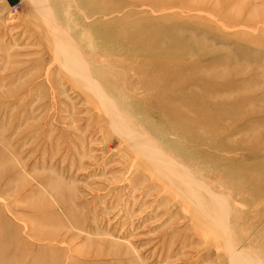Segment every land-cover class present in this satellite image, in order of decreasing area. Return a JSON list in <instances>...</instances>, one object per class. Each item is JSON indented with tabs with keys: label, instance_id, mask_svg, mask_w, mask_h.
Returning a JSON list of instances; mask_svg holds the SVG:
<instances>
[{
	"label": "rangeland",
	"instance_id": "374dc122",
	"mask_svg": "<svg viewBox=\"0 0 264 264\" xmlns=\"http://www.w3.org/2000/svg\"><path fill=\"white\" fill-rule=\"evenodd\" d=\"M245 256L264 264V0H0V264Z\"/></svg>",
	"mask_w": 264,
	"mask_h": 264
},
{
	"label": "bare ground",
	"instance_id": "6f19581e",
	"mask_svg": "<svg viewBox=\"0 0 264 264\" xmlns=\"http://www.w3.org/2000/svg\"><path fill=\"white\" fill-rule=\"evenodd\" d=\"M74 50V49H73ZM79 52V51H78ZM59 53V52H58ZM80 53V52H79ZM73 57V56H72ZM74 64V63H73ZM73 64H72V67H73ZM68 65H69V63H68ZM71 65V64H70ZM69 65V66H70ZM75 66V65H74ZM71 67V68H72ZM78 67V66H77ZM74 68V67H73ZM80 68V67H79ZM76 68H74V70H75ZM76 71V70H75ZM74 71V72H75ZM77 71L79 72V70H78V68H77ZM83 71V70H82ZM81 71V72H82ZM86 72V71H85ZM83 73V72H82ZM120 123V122H119ZM127 123V122H126ZM121 125H123V124H121ZM120 124H119V127L121 126ZM123 128H124V126H123ZM126 134V133H125ZM127 135V134H126ZM141 139V138H140ZM133 141V140H132ZM135 141H137V140H135ZM141 141V140H140ZM134 143V142H133ZM143 143V142H142ZM146 144V143H145ZM147 144H150V143H147ZM148 146V145H147ZM142 147V146H141ZM151 149H152V151L153 152H150V149L148 150V152H150V153H154V152H157V150L153 147V145H151L150 144V146H149ZM149 147H146V148H149ZM144 148H145V145H144ZM143 150H145V149H143ZM146 151V150H145ZM143 152V151H142ZM155 154V153H154ZM153 154V155H154ZM156 155H157V153H156ZM155 155V156H156ZM156 158V157H155ZM152 160L154 161V159L152 158ZM169 162L171 161V160H168ZM168 161H167V163H168ZM155 162V161H154ZM159 162V161H158ZM172 162V161H171ZM156 163V162H155ZM166 163V162H165ZM166 163V164H167ZM160 164H162V163H160ZM163 166V165H162ZM180 166H182V165H180ZM158 167V166H157ZM162 168V167H161ZM182 168H184V167H182ZM165 170V169H164ZM168 170H171V169H169L168 168ZM186 170V169H185ZM168 172V171H167ZM184 173H186L183 169L181 170H177V172H176V176H177V179L181 182V188L183 189V191H185V193L187 194V195H189V196H192L193 198H196V199H198V198H200V196L202 195V193L201 192H203V182L202 183H200V184H197V183H193L192 182V180H191V178L190 179H184V176L185 175H183V177H182V174H184ZM170 174V173H169ZM173 176V175H172ZM175 176V177H176ZM198 180V179H197ZM175 183V182H174ZM185 194V195H186ZM203 200V199H202ZM213 200H214V202H215V197L213 198ZM221 202V201H220ZM223 202V201H222ZM221 202V203H222ZM212 206H214V203H213V205ZM215 206H216V211L214 210H212L213 211V213L215 214V217H217L218 215H217V213L218 212H221V213H223L224 212V214L223 215H226L225 214V210L222 208V206L218 203L217 204V202H216V204H215ZM212 208V207H211ZM230 210V209H229ZM229 210H228V215H229ZM211 211V212H212ZM231 211V210H230ZM228 215H226V216H228ZM242 254L243 255H246V254H244V252H242ZM238 256V253H237V251H234L232 254H231V258L232 257H235V256ZM245 257H248V256H245ZM236 258V257H235ZM243 258H244V256H243ZM249 258V257H248ZM237 259H239L238 257H237ZM234 260V259H233ZM249 261H248V263L247 264H259V262L258 261H256V259H254L253 257H251L250 256V258L248 259ZM234 261H236V260H234ZM239 261V260H238ZM241 261H243V260H241ZM243 262H245V261H243ZM242 263V262H241ZM235 264H237V263H235ZM245 264V263H244Z\"/></svg>",
	"mask_w": 264,
	"mask_h": 264
}]
</instances>
